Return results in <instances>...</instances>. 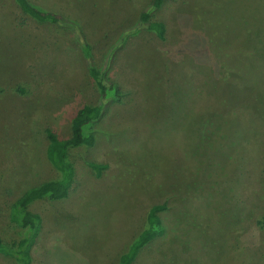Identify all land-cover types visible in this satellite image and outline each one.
<instances>
[{
	"label": "rangeland",
	"instance_id": "1",
	"mask_svg": "<svg viewBox=\"0 0 264 264\" xmlns=\"http://www.w3.org/2000/svg\"><path fill=\"white\" fill-rule=\"evenodd\" d=\"M31 1L78 22L99 68L153 2ZM153 13L166 40L144 31L118 47L108 73L123 99L88 131L93 146L70 151L68 198L30 206L43 220L32 264H119L158 205L165 232L134 264H264V0H165ZM100 97L71 31L0 0L5 242L27 233L12 205L56 177L46 130L70 138L76 112Z\"/></svg>",
	"mask_w": 264,
	"mask_h": 264
},
{
	"label": "trees",
	"instance_id": "2",
	"mask_svg": "<svg viewBox=\"0 0 264 264\" xmlns=\"http://www.w3.org/2000/svg\"><path fill=\"white\" fill-rule=\"evenodd\" d=\"M20 10L29 18L39 24H52L61 29L71 31L80 44L86 61L88 72L100 92L98 105H85L80 108L72 119L68 139H62L52 130H46L48 146L46 156L56 177L36 187L27 190L11 207V219L27 233L18 241L7 243L0 236V254L12 258L17 264H32V247L42 226V217L30 211V206L43 199L60 201L68 198L76 182V169L70 159V151L81 147H91L95 144V137L88 133L100 123L110 108L122 101L121 87L109 77V70L114 62L118 47H122L128 39L144 31L154 32L160 41L166 40L167 28L163 22L153 19V12L160 10L165 0H153L151 9L142 11L139 21L131 32L125 33L108 55V65L99 68L95 65L91 47L85 41L80 24L63 15L46 10L31 0H14ZM107 64V63H106ZM98 175L106 168L95 163L90 164ZM166 210L165 205L151 208L143 231L131 243L128 251L120 257L119 264H134L140 252L150 243L154 242L165 232L160 214Z\"/></svg>",
	"mask_w": 264,
	"mask_h": 264
}]
</instances>
